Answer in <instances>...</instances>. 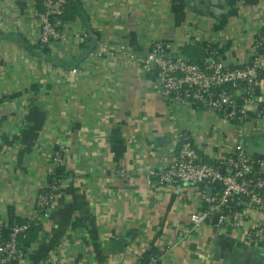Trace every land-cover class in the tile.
<instances>
[{"label": "crops", "instance_id": "0c3cea01", "mask_svg": "<svg viewBox=\"0 0 264 264\" xmlns=\"http://www.w3.org/2000/svg\"><path fill=\"white\" fill-rule=\"evenodd\" d=\"M74 3V16L58 20L64 41L49 43L46 60L33 50L41 0H0V220L11 208L20 220L31 215L49 154L67 149V176L36 223L25 264H140L153 250L160 264H264V249L245 244L243 230L215 228L213 217L193 227L200 187H161L149 177L173 160L177 129L203 154L216 152L209 147L217 139H239L216 115L168 107L140 64L156 40L199 63L207 61L200 43L209 41L225 64L245 63L264 38V0ZM83 34L90 39L81 42ZM97 43L113 56H92ZM120 45L135 59L118 57ZM260 59L264 105V51ZM244 134L242 142L264 137V117ZM261 222L252 211L243 229Z\"/></svg>", "mask_w": 264, "mask_h": 264}, {"label": "built area", "instance_id": "2783aa9c", "mask_svg": "<svg viewBox=\"0 0 264 264\" xmlns=\"http://www.w3.org/2000/svg\"><path fill=\"white\" fill-rule=\"evenodd\" d=\"M66 8L67 0H41V11L37 13L39 31L36 39L40 49L47 48L52 41H64L58 20L65 14ZM87 38L88 35L83 34L80 41L85 42ZM205 43L203 51L207 54V61L192 64L183 61L170 45L153 41L146 57L140 60L141 68L146 75L154 73L160 95L168 107L176 110H202L216 115L236 129L239 141L228 146V143L217 139L208 146L211 150L216 147V152L203 154L189 131L177 129L173 160L160 171L150 173L149 177L161 187H200L197 193L200 208L189 216L193 227L209 223L217 214L216 228L231 232L243 230L245 244L262 251L264 161L247 155L241 142L245 136V124L264 117V105L256 95L262 74L260 56L264 51V38L255 42L245 63L233 66L220 59L217 50L211 48L212 43ZM112 54L100 43H97V50L91 53L96 58ZM116 55L125 62L135 59L124 45L118 47ZM75 72L72 70V73ZM66 153L67 149L59 146L49 154V170L33 201L31 215L23 217V222L11 226L7 220H0V264H25L24 254L27 249L23 250L21 241L32 224L36 225L40 217L48 216L63 182V179H55V173L59 167H63ZM252 211L262 216V222L243 229ZM161 258L160 253H152L148 255V264H160Z\"/></svg>", "mask_w": 264, "mask_h": 264}, {"label": "trees", "instance_id": "16d2710c", "mask_svg": "<svg viewBox=\"0 0 264 264\" xmlns=\"http://www.w3.org/2000/svg\"><path fill=\"white\" fill-rule=\"evenodd\" d=\"M38 1V0H37ZM74 0H67V8H66V11L68 13L67 16H64L60 19L61 22H64V21H68L69 19L72 18V16H74L75 12H76V7H72V5H74ZM92 37V36H91ZM90 37L88 35V38L87 40H89ZM200 49L201 50H204L205 46H206V43H200ZM37 49H33L35 53H37V55H39L40 57H43L44 59L46 60H49V53H48V49L47 48H43V49H40L38 46L36 47ZM211 48H214L216 49L215 47H213V45L211 46ZM182 54H186V50L185 48L182 49ZM218 55H222L220 51H217ZM207 56V54H206ZM66 173L64 172V169L63 167H59L57 170H56V173H55V179H64L66 178ZM23 222L22 220H20L14 213V210L11 208L8 210V214H7V223L9 226L11 225H14V224H17V223H21ZM37 231V225H34L32 224L31 227L29 228L28 232L26 233L25 235V238L21 241V244L23 246V250L25 251L32 243L34 240H36V232ZM152 253H156V251L153 250V252H151L150 254ZM149 254V255H150ZM140 264H148V256L143 260L141 261Z\"/></svg>", "mask_w": 264, "mask_h": 264}, {"label": "water", "instance_id": "95a60500", "mask_svg": "<svg viewBox=\"0 0 264 264\" xmlns=\"http://www.w3.org/2000/svg\"><path fill=\"white\" fill-rule=\"evenodd\" d=\"M181 59L185 62L192 63V64L199 63L198 60H196V59L191 60L185 56H181ZM200 63H202V61H200ZM152 68L153 69L155 68L154 64H152ZM242 147H243V150L245 151V153L247 155H249L255 159L264 161V137L259 136V137H257L256 140L247 141V142H246V140H244L242 142ZM207 192L209 194L210 189H208ZM217 218H218V215L215 214L213 217V220H212V223L215 225V228H216Z\"/></svg>", "mask_w": 264, "mask_h": 264}]
</instances>
